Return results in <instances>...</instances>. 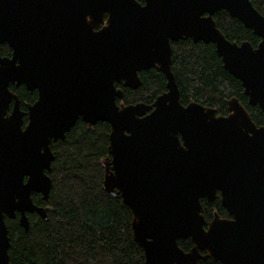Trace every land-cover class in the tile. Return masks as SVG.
<instances>
[{"label": "water", "instance_id": "1", "mask_svg": "<svg viewBox=\"0 0 264 264\" xmlns=\"http://www.w3.org/2000/svg\"><path fill=\"white\" fill-rule=\"evenodd\" d=\"M219 11L257 46L228 41L213 20ZM189 39L213 45L264 114V17L250 0H0V45L11 50L0 56V264H10L6 218L24 232L28 215L47 220L32 194L48 200L50 145L78 119L109 125L103 190L129 208L144 264H264V124L236 98L226 116L181 104L171 43ZM150 69L166 78L152 107L117 105L116 85L136 90ZM10 85L37 92L26 112ZM217 194L230 218L215 215L205 228L200 201ZM187 239L184 252L178 241Z\"/></svg>", "mask_w": 264, "mask_h": 264}, {"label": "trees", "instance_id": "2", "mask_svg": "<svg viewBox=\"0 0 264 264\" xmlns=\"http://www.w3.org/2000/svg\"><path fill=\"white\" fill-rule=\"evenodd\" d=\"M250 1L264 17V0ZM213 20L232 43L249 42L256 47L260 42L224 11L216 13ZM171 49V71L182 105L195 102L214 109L217 116H226L228 101L236 98L257 126L264 124V114L258 106L248 105L240 82L223 70L213 45L186 40L171 43ZM10 55V48L0 45V56ZM139 77L141 86L127 89L117 105H149L166 91V78L161 72L150 69ZM9 89L18 96L24 112L36 100V93L30 94L24 86L10 85ZM109 132L107 123L89 127L79 119L63 140L51 143L54 160L48 173L52 180L49 198L43 201L40 195L32 194L34 204L45 209L47 220L28 215L29 229L24 232L17 217L5 219L10 264H144L142 250L132 237L129 208L119 196L112 197L103 190L104 170L111 159ZM200 203L207 222L214 214L227 217L218 199ZM178 246L184 252L192 248L190 240H179ZM198 264L218 263L206 259Z\"/></svg>", "mask_w": 264, "mask_h": 264}, {"label": "flooded vegetation", "instance_id": "3", "mask_svg": "<svg viewBox=\"0 0 264 264\" xmlns=\"http://www.w3.org/2000/svg\"><path fill=\"white\" fill-rule=\"evenodd\" d=\"M139 3H141L142 5L144 4V0H137ZM218 13V12H217ZM216 14V13H215ZM214 14V15H215ZM213 15V16H214ZM104 20H106V17L104 18ZM215 22V21H214ZM216 24V23H215ZM217 28V27H216ZM190 40V39H189ZM192 41V40H191ZM142 72H144V71H142ZM141 73V72H140ZM139 73V74H140ZM20 87V86H19ZM15 88H18V87H15ZM116 88L117 89H119V90H121L122 91V94L124 95V92L127 90V89H129V88H125V87H123V85L122 84H119V85H116ZM129 90H131V89H129ZM27 92H29L30 94H32V93H36V97H37V92L36 91H32V92H30V91H27ZM123 98V97H122ZM156 99V98H155ZM155 99L152 101V102H154L155 101ZM122 100V99H121ZM121 100H117V101H121ZM36 101V100H35ZM116 101V102H117ZM191 103V102H190ZM142 104V103H141ZM153 104V103H152ZM152 104H149V105H145L146 107H148V108H150V107H152ZM189 104V103H188ZM130 105V104H129ZM125 106V105H124ZM184 106V105H183ZM153 108H151L149 111H147L146 113H149L151 110H152ZM79 120V119H78ZM81 120V119H80ZM88 126V125H87ZM94 126V125H93ZM92 127V126H91ZM110 156V155H109ZM107 168H109V166H107ZM216 199H218L219 200V197H218V194H217V197H216ZM207 202V201H206ZM220 202V201H219ZM208 203H212V202H208ZM221 205V204H220ZM227 213V212H226ZM215 215L216 216H218L217 214H214L213 215V218H212V220L214 219V217H215ZM220 219H229L230 217L228 216V214H227V217H220V216H218ZM212 220H210V221H206V225H205V228L207 227V224L209 223V222H211ZM187 240H189V239H187ZM183 241V240H182ZM191 242V241H190ZM206 260V259H205ZM211 260V259H210ZM200 261H202V260H200ZM199 261V262H200ZM198 262V263H199ZM214 262V261H213ZM218 263V262H217ZM218 264H220V263H218Z\"/></svg>", "mask_w": 264, "mask_h": 264}]
</instances>
